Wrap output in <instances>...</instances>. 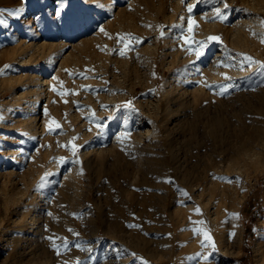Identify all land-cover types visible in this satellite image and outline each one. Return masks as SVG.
Segmentation results:
<instances>
[{"label": "rangeland", "instance_id": "374dc122", "mask_svg": "<svg viewBox=\"0 0 264 264\" xmlns=\"http://www.w3.org/2000/svg\"><path fill=\"white\" fill-rule=\"evenodd\" d=\"M56 8L0 0V264H260L264 0Z\"/></svg>", "mask_w": 264, "mask_h": 264}, {"label": "bare ground", "instance_id": "6f19581e", "mask_svg": "<svg viewBox=\"0 0 264 264\" xmlns=\"http://www.w3.org/2000/svg\"><path fill=\"white\" fill-rule=\"evenodd\" d=\"M255 8H257V7H255ZM255 8H254V10H255ZM258 9V8H257ZM258 11V10H257ZM258 12H261V8H260V11H258ZM256 16V15H255ZM45 45H46V43H44ZM30 45V44H29ZM30 47V46H29ZM45 47V46H44ZM36 48L38 49V48H43L42 46H39V45H37L36 46ZM223 49V48H222ZM259 53V52H258ZM260 55V54H259ZM42 83V82H41ZM43 83L46 85L47 84V80H45V81H43ZM234 169V168H233ZM235 171H239V169H234ZM208 190V189H207ZM216 190V189H215ZM202 192V191H201ZM206 192V191H205ZM208 192V191H207ZM218 193V192H217ZM210 194V193H209ZM215 194V193H214ZM219 194V193H218ZM216 195V194H215ZM215 195H214V197H215ZM204 196V195H203ZM209 197H211L212 198V195L210 196L209 195ZM201 198V197H200ZM216 198H218V197H216ZM207 199V200H206ZM206 199H204V200H206L205 202H209V200H208V198H206ZM210 199V198H209ZM215 199V198H214ZM218 200V199H217ZM220 200V199H219ZM213 201V200H212ZM216 201V200H215ZM214 201V203H216ZM190 203V202H189ZM196 203V202H195ZM200 203V202H199ZM202 203V202H201ZM204 203V202H203ZM211 203V202H210ZM214 203H212V204H214ZM217 203H218V201H217ZM217 205V204H216ZM217 206H219V205H217ZM195 208H196V206H194ZM213 207V206H212ZM198 208V207H197ZM201 208V207H200ZM209 208V207H208ZM211 208V207H210ZM217 208H219V207H217ZM217 208H214L215 210H218L215 214H213V215H215V216H213L214 218L212 219L213 221H214V223L216 224V226H219V225H224L225 223H223L222 221L223 220H221L220 222H218V220H217V217H218V215H220L219 214V209H217ZM193 209V208H192ZM207 209V208H206ZM213 209V208H212ZM214 209H213V211H214ZM221 209V208H220ZM195 210V209H194ZM200 211V210H199ZM232 211V210H231ZM209 213V212H208ZM223 213V212H222ZM230 213V212H229ZM232 213H233V211H232ZM231 213V214H232ZM193 214H194V211H193ZM210 214H212L211 212H210ZM205 215V214H204ZM224 215V214H223ZM190 216V215H189ZM199 216V215H198ZM198 216H197V218H198ZM206 216V215H205ZM212 216V215H211ZM226 216V215H225ZM230 216V215H229ZM229 216H227V217H229ZM222 217V216H221ZM188 218H193V217H188ZM196 218V217H195ZM204 218V217H203ZM185 219V218H184ZM190 219V220H191ZM210 219V218H209ZM223 219V218H222ZM190 220H189V222H190ZM200 220V219H199ZM198 220V221H199ZM201 220H203V221H206V219L204 220V219H201ZM208 220V219H207ZM226 220V219H225ZM197 221V220H196ZM181 223V222H180ZM179 223V224H180ZM198 224H200L201 222H197ZM204 223V222H203ZM205 223H207V222H205ZM213 223H211V225H212ZM184 225V224H183ZM210 225V224H209ZM187 226V225H186ZM214 226V225H213ZM227 226V225H226ZM192 228H193V226H191ZM225 227V226H224ZM223 227V228H224ZM185 228V227H184ZM198 228V227H197ZM196 228V229H197ZM199 229V228H198ZM197 229V230H198ZM205 229V228H204ZM206 229H209L208 228V226H207V228ZM261 229V228H260ZM195 230V229H194ZM197 230L195 231L196 233H197ZM202 230V229H201ZM200 230V231H201ZM215 230V229H214ZM206 231V230H205ZM228 235L231 237V238H233L234 236V239H235V241H234V246L235 245H238L239 244V242H241L240 241V235L238 236V234H237V221H236V219H235V216L232 214L230 217H229V219H228ZM198 232H199V230H198ZM207 232V231H206ZM205 232V233H206ZM214 232V231H213ZM201 233V232H200ZM209 233V230H208V232L206 233V235H208L209 236V242H208V247H209V249L210 250H215L216 249V247H217V241L215 240V238L213 237V236H211V235H209L208 234ZM221 234V233H220ZM226 234V233H225ZM190 235H192V231H191V234ZM205 235V234H204ZM215 235V234H214ZM228 235H226L227 237H228ZM186 236V235H185ZM198 236V235H197ZM203 237V236H202ZM195 238V237H194ZM184 239V238H183ZM260 241H258V246L255 248V253H259V254H261L262 255V258H261V262H260V264H264V234H261L260 235ZM222 240V239H221ZM208 241V240H207ZM206 241V242H207ZM232 241V240H231ZM197 242V241H196ZM205 242V243H206ZM221 244V243H220ZM205 245H207V244H205ZM204 245V246H205ZM207 247V246H206ZM237 247V246H236ZM206 249V248H205ZM208 249V250H209ZM231 249V248H230ZM112 250V249H111ZM204 250V249H203ZM122 251V250H121ZM197 252V251H196ZM203 252V251H202ZM207 252V251H206ZM224 252V251H223ZM199 253V252H198ZM214 254V253H213ZM110 255H112V254H110ZM122 255V253L119 251V250H116V251H114V253H113V257H119V256H121ZM124 255V254H123ZM196 255V254H195ZM200 255V254H199ZM206 255V254H205ZM125 256V255H124ZM255 256V255H254ZM122 257V256H121ZM116 259V258H115ZM114 259V260H115ZM125 259V258H124ZM122 260H123V258H122ZM113 261V260H112ZM117 262V261H116ZM124 263V262H123ZM114 264V263H113ZM126 264V263H125Z\"/></svg>", "mask_w": 264, "mask_h": 264}, {"label": "snow or ice", "instance_id": "6c2138e0", "mask_svg": "<svg viewBox=\"0 0 264 264\" xmlns=\"http://www.w3.org/2000/svg\"><path fill=\"white\" fill-rule=\"evenodd\" d=\"M25 2H26V0H25ZM66 7V0H57V8H56V12H55V15H56V18L57 19H62V14H63V11H64V8ZM5 11H7V10H5ZM189 11H191V8H189ZM217 12H219V9H217ZM22 13H23V9L22 8H18V9H16V10H14V11H11V12H8V15H10V16H12V17H14V18H19L21 15H22ZM37 19H39V17H37ZM6 21H4L3 19H0V24H5L6 25ZM192 21L191 20H189L188 21V25H189V30H191V28H192ZM262 23H264V22H262ZM101 31H103V29H101ZM162 35H163V33H162ZM129 38H131V37H129ZM210 39H213V40H215V39H217L216 37H211ZM139 42V41H138ZM262 42H264V40H262ZM121 55H124V52L123 51H121V53H120ZM196 55L197 56H200V55H202V53L201 52H199V51H197L196 52ZM7 67H10V66H5V68H7ZM3 74H5L4 73V70L3 69H0V75H3ZM230 87V86H229ZM227 90H228V88L227 87H225L222 91H221V95H223V94H225L226 92H227ZM55 122H51V124H54ZM51 124H50V126H49V130L51 131L52 130V127H51ZM56 127H59L58 125H56ZM76 148V146L75 145H73V149H75ZM73 154H75V152H73ZM45 179V177H42L41 178V181L43 182V180ZM170 182V181H169ZM43 186V183H41L40 185H38L37 186V188H40V187H42ZM50 240H51V238H49ZM53 243V250H55V251H57V255H59L60 253H59V248L61 247L60 245H56L55 244V242L53 241L52 242ZM64 247L65 248H67V244H66V242H65V244H64ZM77 247H78V245H77ZM77 264H80V261L79 260H77Z\"/></svg>", "mask_w": 264, "mask_h": 264}]
</instances>
